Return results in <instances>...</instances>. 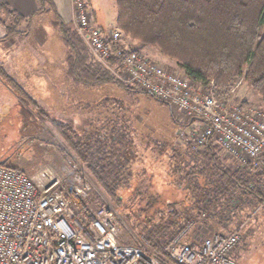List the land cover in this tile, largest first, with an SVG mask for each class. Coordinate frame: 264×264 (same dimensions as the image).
<instances>
[{"label":"trees","instance_id":"obj_1","mask_svg":"<svg viewBox=\"0 0 264 264\" xmlns=\"http://www.w3.org/2000/svg\"><path fill=\"white\" fill-rule=\"evenodd\" d=\"M36 1L38 12L43 11L45 3L50 4V0ZM113 3L115 26L125 37L156 48L162 56L174 61L193 83L204 86L212 83L218 91L225 92L242 79L260 96L264 107V0H113ZM49 6L52 11V5ZM0 13L6 16V21L0 19L4 39L24 33L32 16L25 17L1 1ZM54 16L53 23L69 52L67 76L73 84L84 88L113 85L130 95L151 97L167 108L154 97L124 86L99 62H91L77 31ZM22 23L25 27L21 30ZM113 63L111 59L108 64ZM0 76L23 93L22 86L4 71L2 63ZM24 102L34 104L35 100ZM242 103L248 104L246 100ZM34 105L38 106L40 122H48L62 137L69 151L66 157L85 167L112 203L125 211L133 232L145 238L167 263L166 245L190 222L207 219L201 217L203 212L222 219V214H227L237 203L235 192L264 208V166L254 167L252 174L224 169L211 141L203 149L191 151L196 158L201 153L206 157L200 170H193L185 163L177 164L176 159L167 165L168 183L188 193L181 200H165L143 165L131 170L129 163L135 155L116 117L106 118L105 113L97 112L84 126L77 127L70 121L50 117L40 105ZM196 172L206 179L201 192L188 190ZM224 195L227 199L223 204Z\"/></svg>","mask_w":264,"mask_h":264},{"label":"built area","instance_id":"obj_2","mask_svg":"<svg viewBox=\"0 0 264 264\" xmlns=\"http://www.w3.org/2000/svg\"><path fill=\"white\" fill-rule=\"evenodd\" d=\"M71 3L77 32L116 80L172 110L178 143L193 151L211 141L242 166H264V107L230 102L242 79L225 92L212 83H193L121 46L117 29L102 30L89 21L83 0ZM92 195L90 179L74 161L33 172L0 161V264H235L241 227L190 244L182 237L192 221L166 245L167 263L145 238L125 233L115 209L96 204Z\"/></svg>","mask_w":264,"mask_h":264},{"label":"rangeland","instance_id":"obj_3","mask_svg":"<svg viewBox=\"0 0 264 264\" xmlns=\"http://www.w3.org/2000/svg\"><path fill=\"white\" fill-rule=\"evenodd\" d=\"M83 1L84 8L88 12L89 21L98 28L99 25L97 22H100L103 25L109 24L111 29H117L120 32L119 44L121 46L139 51L142 55L160 64L164 68L183 74L182 70L174 61L162 56L156 48L141 45L123 35L121 30L115 26V8L113 0ZM74 8L73 6V16L69 23L77 31V19L74 16ZM39 12L46 13L35 16L32 15L29 26L24 33L10 36L5 39L3 36L0 39V63L3 64L4 71L12 79H16V82L21 84L23 88L21 91L23 93H20L12 82L0 76V115L3 112L2 106L5 105L9 108V113L0 117V161L12 160L17 153L21 154L20 150L25 147L30 137L33 136L35 139L33 145L38 149V155H35L31 161L34 166L31 172L46 164H51L57 166V168L60 167V169H63L68 161L76 162L66 157L69 151L65 148L66 146L58 132L48 122H40L38 119V106L35 107L34 104L40 105L50 117L60 121H70V123H73V126H77L76 121H79V123H81V121L83 122V114L90 113L87 111L90 108H84L82 102H80L79 96L82 92L79 91L78 86L69 84L70 81L64 78V70L61 65L63 52L59 49L65 52L68 49L63 44L62 37L55 24L50 22V19L53 17L52 13L49 11L47 5L44 6L43 11ZM0 19L6 21V16L0 13ZM24 27L25 24L22 23L20 29L22 30ZM79 36L88 50L90 61L99 62L108 69L107 64L99 60L97 56L89 50L84 38L80 34ZM112 87L114 89L115 86ZM85 93L86 92H84V94ZM106 94L110 93L106 91ZM118 94L122 95L123 98L121 97L120 99L117 97ZM113 95L118 99L115 100L114 98L108 104L99 102L96 112L102 114L107 110L110 112L109 115L111 116V114L116 113V110H119L122 105L128 106L130 114L127 122L129 123L125 131H127V137L132 141L131 147L135 151L140 152L138 150L140 147L139 140L140 142L145 140L148 147H154V144L161 146L160 144L170 145L175 143L177 147L189 150L187 145L178 143L179 139L177 133L179 125L176 122L174 123V113L169 107H167L166 110L148 96H146L148 98L145 100H135V98H130L131 96H127V93L119 88H117L116 91L114 89ZM29 97L35 100L34 104L32 102H24L31 100ZM229 98L230 102H242L246 100L249 105L263 107L260 96L247 87L243 81L235 86L234 92L229 95ZM139 114L141 115L140 119L138 118ZM31 122H35L36 124V126H34V131H32L33 125ZM64 148L67 150L64 151ZM138 152H135L136 157L129 163L131 169L143 165L147 169V172L152 175V183L156 190L161 192L163 199L181 200L185 197L184 195L188 193L187 190L174 187V185L168 183V174H166L168 167L163 165L166 160L165 158L157 157L156 159L154 157V152H146L143 157L141 155L140 158H137ZM219 158L222 161V154ZM261 158L264 161V152ZM140 159L143 160V163ZM36 161L39 162L38 165H35L34 162ZM76 164L80 166L92 183V198L95 203L107 204L113 207L117 212L121 229L128 234V231L133 232L130 228V222L125 211L123 212L115 203H112L104 191L94 183L83 165H80L78 162H76ZM118 192L121 193L123 191L119 190ZM127 193L128 191H126V194ZM95 196H97L100 201H98ZM235 196L238 199L236 200L237 212H235V219H233L234 223L231 226L227 225L225 228H222L219 219L216 218L215 215L213 217L215 223L208 221V225L205 226H200L199 224L193 225L184 233L182 241L195 244L199 242L201 238L211 233H228L241 227V237L234 253L235 264H264V208L249 201L239 192H235ZM217 208L219 212L222 211L221 207ZM127 237L128 236H125V238Z\"/></svg>","mask_w":264,"mask_h":264},{"label":"crops","instance_id":"obj_4","mask_svg":"<svg viewBox=\"0 0 264 264\" xmlns=\"http://www.w3.org/2000/svg\"><path fill=\"white\" fill-rule=\"evenodd\" d=\"M0 1L4 2L11 9H13L16 12L24 15L25 17H28L30 15H34L35 16V15L46 13V12H38L37 9H38L39 5H38L36 0H0ZM45 5H47L48 7H50L49 5H52V7H53L52 11L49 10L51 13L54 12V13H52L53 17L50 19L51 23L54 22V19H55L54 14L57 17H59L60 19H62L64 22H66V23H69L71 21V18H72V3H71V0H50V4L45 3ZM97 24L99 25V28L102 29V30L111 29L109 24L103 25L100 22H97ZM3 36H4V28L0 24V39ZM59 50L63 52L62 53L63 57H62L61 65H62V68L64 70V76H65L64 78H65V80L70 81L69 84H71L73 86H77V85L73 84V82L67 76L68 75V72H67V61H68L69 52H68V50H66V52L61 50V49H59ZM112 86L113 85H111V86H103V87H99V88H84V87L78 86L79 91L82 92V94L79 96L80 102H82L84 108H86V109L90 108L89 110H87L90 113H88L89 115L88 114H85V115L83 114V116H84L83 117L84 118L83 122L81 121V123H79V121H76L77 127L81 126V125L84 126L85 123H87V121H90L91 119H93L95 117L94 115L97 113L96 109L98 107V103L99 102H105V104H108L109 102H111L115 98L114 95H113L114 89L116 91V89L118 87L117 88L114 87V89H113ZM106 91H108L110 94H106ZM84 92H86V93L84 94ZM83 95H85V96H83ZM127 96H131L130 98H135V100H142V99L145 100L146 98H148L145 95H141V94H137V95L127 94ZM117 97H119L121 99L122 95L118 94ZM116 99H118V98H115V100ZM158 104L161 107L166 109V107L162 106L160 103H158ZM2 109H3L2 110L3 112L1 113L0 117H3L7 113H9L8 112L9 108L6 107L5 105L2 106ZM128 110H129L128 106L122 105V107L119 110H116V113L111 114V116L109 115L110 112L106 110L104 112L105 113L104 116L106 118H112L113 116H115L116 117L115 119L117 121H119V124L122 125L123 130H125L126 127L128 128V123H129V122H127V119L129 120V114H130V111H128ZM119 111H121V112H119ZM138 118L139 119L141 118L140 114L138 115ZM75 120H77V119H75ZM31 123L33 125L32 126L33 130H32V128H31V130L34 131V128H35L34 126H36V124H35V122H31ZM124 132L122 133V135H123L125 141L128 140V142H130V146H132L131 145L132 141L127 137L128 134H126V131H124ZM34 141H35L34 137L31 136L29 141L25 144V147H23V149L20 150L21 154L17 153L16 154L17 156L15 155L12 158V160L9 159V160H4L2 162H4L7 165H11L13 167L20 168V169L24 170L25 172H31L34 169L33 163L31 161H32V159L34 158L35 155H38V151H37L38 149L33 145ZM142 141H144V142H142ZM142 141L141 142H140V140L138 141L139 144H140V147L138 148V150L140 152L135 151L133 148L131 150V152L133 151L134 155H136L135 152H138L139 154H137V155H138L139 158H140L141 155L143 157L146 152H151V153L154 152L155 153L154 157L156 159H157V157H163V158L166 159L165 163L163 164L166 167H167V165L170 162H172V160H175V159L177 161V164L182 165L183 163H185L187 165V167H190V166L193 167V170H194V168L200 170V167L201 166L204 167V165H205L206 157L204 156V154L201 153L196 158V157H194V155L191 153L190 150L181 149L180 147H177L175 145V143H172L173 141L171 142L172 144L166 145L165 147L158 146L157 144H154L153 145L154 147H148L146 145L145 140H142ZM153 148H154V150H153ZM203 148H200V149H203ZM215 148H217V152L216 153H217L218 157H220V155L222 154V161H220V162L222 163V167L224 169H229V170H232V171H234L236 173H242L243 172L245 174H252L255 171L254 170V166H250V165L242 166V165L238 164L235 160L231 159L228 155H225L226 153L222 149H220L217 146ZM135 157L136 156H134L133 158H135ZM141 161L143 163V160H141ZM34 163H35V165L39 164L38 161H36ZM42 163H43V161H42ZM131 170H134V169H131ZM192 180H193L194 183L193 182L191 183L193 185L192 186L190 185L189 187L191 189L189 188L188 190H193V191L196 190L197 192H201V190H203L202 187H205V182H206L205 177L203 179L202 174L201 173L200 174L197 173L193 177H191V181ZM197 183H198V186L194 185V184H197ZM226 199L227 198H226L225 195L222 196L223 204H224V201H226ZM227 201H229V199ZM235 212H237V203L234 204L232 206V208L229 209L227 214H222V219L219 220V223H220V225H222V228H225V226H227V225L231 226L234 223L233 219H235L234 218L235 217L234 216ZM241 212H242V210H241ZM208 221L215 223L213 218L212 219L211 218H207V219H200L199 218V219H197L195 221V224H199L200 226H205V225H208V223H209Z\"/></svg>","mask_w":264,"mask_h":264}]
</instances>
